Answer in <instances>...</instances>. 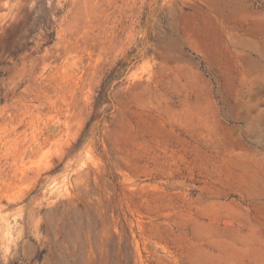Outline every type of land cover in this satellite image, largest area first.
I'll return each mask as SVG.
<instances>
[{"label":"rangeland","instance_id":"rangeland-1","mask_svg":"<svg viewBox=\"0 0 264 264\" xmlns=\"http://www.w3.org/2000/svg\"><path fill=\"white\" fill-rule=\"evenodd\" d=\"M0 264H264V0H0Z\"/></svg>","mask_w":264,"mask_h":264}]
</instances>
